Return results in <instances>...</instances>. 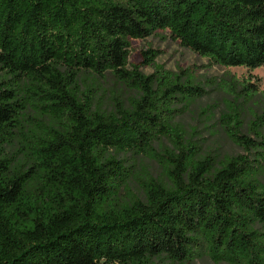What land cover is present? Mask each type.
Masks as SVG:
<instances>
[{
    "label": "trees",
    "instance_id": "1",
    "mask_svg": "<svg viewBox=\"0 0 264 264\" xmlns=\"http://www.w3.org/2000/svg\"><path fill=\"white\" fill-rule=\"evenodd\" d=\"M157 31L213 64L264 67V0H0V264H264V102L253 137L241 131L258 88L230 77L219 117L244 153L199 158L174 118L205 91L150 49L128 68L131 40ZM107 73L136 92L111 112L85 81ZM162 138L171 147L156 152ZM127 152L168 184L148 177L143 199L117 205Z\"/></svg>",
    "mask_w": 264,
    "mask_h": 264
},
{
    "label": "rangeland",
    "instance_id": "2",
    "mask_svg": "<svg viewBox=\"0 0 264 264\" xmlns=\"http://www.w3.org/2000/svg\"><path fill=\"white\" fill-rule=\"evenodd\" d=\"M152 50L156 56L153 60L154 66L177 74L185 80L192 77L194 83L199 85L205 93L190 102L178 106L177 115L174 118L187 141L193 142L198 149V157H210L215 167L223 161L244 151L232 142L219 124V117L233 106L232 96L227 90V81L230 77L237 81L249 80L258 88L259 95L251 101L242 105L243 126L242 133L253 137L249 130V122L253 112H260L264 98V67L248 70L244 67H222L211 63L207 58L197 55L180 46L178 42L171 40L168 33L157 31L145 39L131 40L127 58L128 68L131 65L140 64L142 52ZM154 66H140L139 70L148 75L154 71ZM251 77V78H250ZM92 86L95 97L94 105L101 111L111 112L116 101L126 105L130 98L136 96V92L118 82L110 73L102 78L87 77L85 80ZM84 81V82H85ZM230 81V80H229ZM239 87V86H238ZM30 116L34 115L28 110ZM19 143L5 148L8 155L18 154ZM153 147L156 152H162L170 148V142L162 138L155 142ZM123 160L124 164L131 170L130 176L119 190L114 199L117 205L127 204L132 199H143L142 182L151 177L164 184H168L164 169L154 159L136 153H115ZM264 175V169L263 174ZM154 264H172L165 258L153 261ZM191 264H228L226 262H214L206 254L197 256Z\"/></svg>",
    "mask_w": 264,
    "mask_h": 264
}]
</instances>
